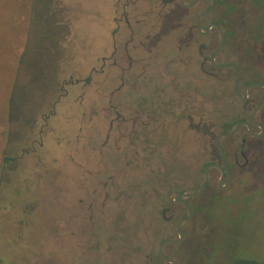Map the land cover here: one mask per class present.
Returning <instances> with one entry per match:
<instances>
[{
	"label": "flooded vegetation",
	"instance_id": "obj_1",
	"mask_svg": "<svg viewBox=\"0 0 264 264\" xmlns=\"http://www.w3.org/2000/svg\"><path fill=\"white\" fill-rule=\"evenodd\" d=\"M106 5L114 7V11L110 22L106 16L103 38L95 40L91 28L88 29L89 70L80 80L72 81L74 76L70 75L69 81L60 84L66 98L72 95L68 86L81 83L92 89L94 74L101 76L89 93L98 96L100 102L89 99L86 103L70 104L72 115L68 113L64 122L65 129L71 131L67 136L70 142L65 152L53 155L54 162L66 161L69 165L71 178L67 185L76 186L80 194L76 198L71 188L63 187L67 195L64 189L56 187L65 182L59 180V164H52L50 168L56 169L57 176L50 183V198L61 193L67 195V202L59 204L54 200L56 211L51 212L52 201L41 202L38 196L34 200L38 208L35 212L40 215L39 226H48L45 229L50 233L49 239L56 237L59 244L58 237L63 238L60 235L64 232L71 244L86 231L78 223L80 220L87 221L91 234L93 223L106 218L107 185L115 190L118 186L114 177L120 185L125 182L136 188L140 169L151 167V163L165 156H169L163 159L166 163L176 155L187 154L186 136L192 134L209 147V157L201 163L191 188L168 191L166 205L159 213L163 229L152 230L158 238L157 249L151 246L150 254L135 259V264H179L172 252L186 244L188 226L194 225V219L202 214L207 203L220 204L216 193L228 188L237 174L250 172L253 161L263 157L258 150L264 142V86L251 84L264 85V55L259 54L256 46L253 54L250 33L243 35L231 24L235 6H228L224 0H112ZM90 63H96L98 68ZM50 83L56 86L58 82L52 79ZM60 101H54L50 112L42 118L38 131L40 148H44L49 137L44 139L45 130L50 127L49 119L56 115ZM74 105L80 108L72 110ZM223 107L229 112L221 117ZM242 122L247 125H240L229 136H220ZM31 153L37 154L33 146L22 148L23 156ZM41 154L47 158L46 152ZM12 158L16 164L19 157ZM165 163L156 167L159 179L169 166ZM183 167L184 175L180 178L184 177L186 184L187 169ZM205 171V185L192 197L183 199L185 204L174 198L197 188L205 179ZM150 180L143 192L146 196L154 192L158 183L155 177ZM164 185L166 189L170 183L166 181ZM185 205L191 215L180 226V238L178 223L188 215ZM60 213L59 222L66 223L64 231V227L52 226Z\"/></svg>",
	"mask_w": 264,
	"mask_h": 264
},
{
	"label": "rangeland",
	"instance_id": "obj_2",
	"mask_svg": "<svg viewBox=\"0 0 264 264\" xmlns=\"http://www.w3.org/2000/svg\"><path fill=\"white\" fill-rule=\"evenodd\" d=\"M106 1L51 0L47 9H51V14H54L50 23L56 28L57 34L47 43L52 47L47 62L40 60L41 68H37L40 64L35 62L40 54L36 46L38 43L42 45L43 36L35 33L32 26L27 29L26 16L31 1L0 0V167L4 155L19 157L7 171L0 186L2 264H135L137 256L150 254L151 246L157 249L158 238L153 236L152 230L163 229L159 213L161 207L166 205L168 191L191 188L199 176L201 163L209 157V147L190 134L186 136L187 154L176 155L174 161L169 159L166 163L163 159L169 156H165L151 163V167L140 169L136 188H131L132 185L125 182L120 185V181L114 177L118 186L115 190L107 185L109 200L104 212L106 218L101 223H93L91 234H88L87 221L80 220L78 223L86 231L82 236L77 235L71 244L65 238L67 234L63 235L64 232L60 235L63 238L58 237V244L56 237L48 238L50 233L45 229L48 228L45 223V228L39 226L40 215L35 212L38 208L37 201H34L38 196L41 202L52 201L49 208L53 212L56 211L54 200L59 204L67 202L68 192L65 189L71 188L76 198L80 194L76 186L67 185L71 178L69 165L66 161L64 164L54 162L53 155L65 152L68 148L70 139L67 136L71 131L65 129L64 122L68 119V113L72 115L70 104L79 101L86 103L89 99L91 102H100L98 96L89 93L100 82L101 76L94 74L92 89L84 88L81 83L66 85L72 94L66 98L60 91V84L64 80L69 81L70 75L74 76L72 81L80 80L89 70L88 29L91 28L95 40L103 38L106 16L108 14L110 22L114 11V7L108 8L106 5L108 1L111 4L112 0ZM224 1L228 6H235L231 24L243 35L245 32L250 33L253 54L256 46L259 54L264 55V0ZM46 22H42L41 26L38 23V28L47 29ZM24 51L27 53L24 62L20 63ZM90 64L98 68L96 63ZM52 79L54 83L58 82L56 86L50 85ZM58 98L61 103L56 106V115L49 119L50 127L44 134V139L49 137L44 141V148H40L38 131L43 125L42 118L50 112ZM79 108L72 106V110ZM228 112L226 107L221 108V117L228 115ZM54 138L57 139L54 141ZM25 146H33L37 154L23 156L22 148ZM42 152L47 153V158ZM258 155L263 157L253 161L250 172L237 174L228 188L216 193L220 204L207 203L202 214L194 219V225L188 226L186 244L172 252L179 264H233L239 258L264 264V142L259 147ZM56 156L60 158V155ZM164 163L166 167L169 166L159 179L156 167L164 166ZM52 164H59V180L65 182L56 187H65L67 194H55L54 199L50 198L53 194L49 189L57 172L55 168H50ZM183 166L187 169L186 184L183 182L184 177L180 178L184 175ZM149 171H152L151 174ZM152 177L158 183H155L154 192L146 196L143 192H146ZM166 181L170 185H166L168 187L165 189ZM44 189L47 190L44 192ZM42 192L44 194L41 196ZM69 196H72L71 192ZM46 205H43L44 208ZM61 217V213L56 216L58 222L52 226L64 227V231L66 223L59 222ZM192 227L193 232L190 231ZM98 228L100 231H97ZM49 230H53L51 226Z\"/></svg>",
	"mask_w": 264,
	"mask_h": 264
},
{
	"label": "trees",
	"instance_id": "obj_3",
	"mask_svg": "<svg viewBox=\"0 0 264 264\" xmlns=\"http://www.w3.org/2000/svg\"><path fill=\"white\" fill-rule=\"evenodd\" d=\"M30 8L28 9L27 16H26V22L28 23V28L33 27V31L37 33L38 35H41L42 37V45L40 43L37 44L36 48L39 50L40 57L36 60V64H40L37 68H41V61L47 62V57L51 53L52 47L49 46L47 43L49 40H53L57 34L56 28L53 27L51 24V17H54V14H51V9H47V7H50V1L51 0H30ZM48 12V13H47ZM47 20L48 28L43 30L42 28H38V23L41 26V23ZM51 21V23H50ZM30 22H32V25H30ZM39 26V27H40ZM51 29V30H50ZM50 30V31H49ZM27 51H24L20 56V63L24 62L25 54ZM14 92V91H13ZM14 162V158L4 155L2 159V165L0 167V186L4 182V177L7 175V171L11 169V165ZM0 264L1 260H0ZM233 264H262L257 260L253 259H237L234 261Z\"/></svg>",
	"mask_w": 264,
	"mask_h": 264
},
{
	"label": "water",
	"instance_id": "obj_4",
	"mask_svg": "<svg viewBox=\"0 0 264 264\" xmlns=\"http://www.w3.org/2000/svg\"><path fill=\"white\" fill-rule=\"evenodd\" d=\"M251 85H258V86H264L263 84H251ZM247 125V123L246 122H242V123H240V124H237L236 126H234L229 132H227V133H225V134H221L220 136H229V135H231V134H233L236 130H237V128L240 126V125ZM212 166H214V167H216L217 165H209L208 167H212ZM206 177H207V171H205V179L203 180V182L197 187V188H195L192 192H190V193H178V194H176L175 196H174V198L175 199H177V200H179V201H181L183 204H185L184 203V201H183V199H186V198H190V197H192L193 195H195L204 185H205V182H206ZM186 206V205H185ZM187 207V206H186ZM187 210H188V215H187V217L186 218H184L183 220H181L179 223H178V232H179V236H180V238H181V232H180V226L182 225V223L183 222H185V221H187L189 218H190V215H191V213H190V211H189V209H188V207H187ZM167 242H179V240H177V241H166V242H164V243H167ZM172 264H176L175 262H172Z\"/></svg>",
	"mask_w": 264,
	"mask_h": 264
}]
</instances>
